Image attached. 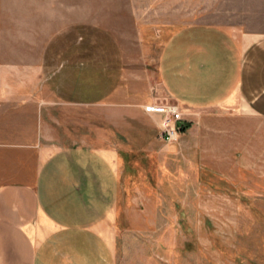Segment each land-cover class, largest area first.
Masks as SVG:
<instances>
[{"label": "crops", "instance_id": "1", "mask_svg": "<svg viewBox=\"0 0 264 264\" xmlns=\"http://www.w3.org/2000/svg\"><path fill=\"white\" fill-rule=\"evenodd\" d=\"M249 1L217 0L216 19L169 25L165 38L144 25L142 94L122 87L123 61L83 63L75 19L69 39L44 31L10 59L0 26V264H131L119 160L143 102L130 96L153 103L156 85L189 113L264 117V0Z\"/></svg>", "mask_w": 264, "mask_h": 264}, {"label": "rangeland", "instance_id": "2", "mask_svg": "<svg viewBox=\"0 0 264 264\" xmlns=\"http://www.w3.org/2000/svg\"><path fill=\"white\" fill-rule=\"evenodd\" d=\"M216 16L217 0H0L2 50L10 59L52 29L61 30L58 40L69 39L75 19L83 63L123 61L122 87L142 94L143 26L146 35L157 29L165 38L169 25ZM152 91L150 104L177 105L186 125L164 140L166 112L148 109L144 95L130 96L143 102L131 107L119 160L131 264H264V117L240 108L189 113L160 87ZM114 131L121 148L122 133Z\"/></svg>", "mask_w": 264, "mask_h": 264}, {"label": "built area", "instance_id": "3", "mask_svg": "<svg viewBox=\"0 0 264 264\" xmlns=\"http://www.w3.org/2000/svg\"><path fill=\"white\" fill-rule=\"evenodd\" d=\"M148 109L152 111H164L166 115L163 120L162 127V138L168 142L175 140L178 137V134L181 132L183 127L186 125V117L183 112L178 108L177 105L168 106L163 108L155 104H149ZM183 123V127L179 126V123Z\"/></svg>", "mask_w": 264, "mask_h": 264}, {"label": "water", "instance_id": "4", "mask_svg": "<svg viewBox=\"0 0 264 264\" xmlns=\"http://www.w3.org/2000/svg\"><path fill=\"white\" fill-rule=\"evenodd\" d=\"M179 126H180V127H183L184 125H183V123H182V122H180V123H179Z\"/></svg>", "mask_w": 264, "mask_h": 264}]
</instances>
